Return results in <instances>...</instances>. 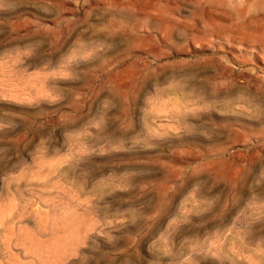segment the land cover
<instances>
[{"label":"rangeland","instance_id":"1","mask_svg":"<svg viewBox=\"0 0 264 264\" xmlns=\"http://www.w3.org/2000/svg\"><path fill=\"white\" fill-rule=\"evenodd\" d=\"M0 264H264V0H0Z\"/></svg>","mask_w":264,"mask_h":264},{"label":"bare ground","instance_id":"2","mask_svg":"<svg viewBox=\"0 0 264 264\" xmlns=\"http://www.w3.org/2000/svg\"><path fill=\"white\" fill-rule=\"evenodd\" d=\"M21 253V252H20Z\"/></svg>","mask_w":264,"mask_h":264}]
</instances>
